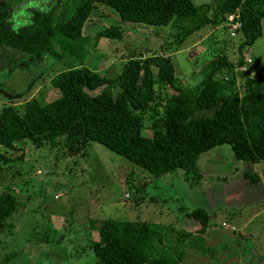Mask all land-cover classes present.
Masks as SVG:
<instances>
[{
    "label": "rangeland",
    "instance_id": "obj_1",
    "mask_svg": "<svg viewBox=\"0 0 264 264\" xmlns=\"http://www.w3.org/2000/svg\"><path fill=\"white\" fill-rule=\"evenodd\" d=\"M71 1H15L10 25L26 23L34 9L68 10L65 3L71 5ZM201 20L186 21L193 29L184 35L177 33L172 22L121 21L117 11L98 3L83 26L84 43L76 48L82 56L62 50L57 42L54 52L47 50L39 58L3 45L0 110L12 104L22 112L29 98L40 103L55 98L59 91L51 78L72 65L85 64L114 76L127 58L151 52L170 54L178 85H195L210 70L213 59L225 55L237 61L240 55L239 32L231 35L224 22L212 25ZM261 23V35L244 51L243 66L233 74L225 69L217 72L219 77L233 75L239 92L248 74L264 76V19ZM112 24L121 28L119 38H97L98 30ZM150 124L147 116L144 133H151ZM0 151L8 156L24 153L22 159L2 163L0 169V192L11 190L17 198L14 212L0 229V264H93L96 257L89 243L98 233L90 222L107 217L153 221L172 242L178 229L191 228L181 264H264V161L250 164L236 159L228 144L200 155L199 175L176 169L156 176L94 140L79 154L61 146L39 148L30 142H25L22 151L1 145ZM241 170L255 171L258 180L247 178V184L239 183ZM233 188L237 196H229ZM196 206L211 214L204 233L189 225L183 213Z\"/></svg>",
    "mask_w": 264,
    "mask_h": 264
},
{
    "label": "trees",
    "instance_id": "obj_2",
    "mask_svg": "<svg viewBox=\"0 0 264 264\" xmlns=\"http://www.w3.org/2000/svg\"><path fill=\"white\" fill-rule=\"evenodd\" d=\"M15 1L0 0V47L6 45L31 57L54 52L56 42L62 50L82 56L76 48L84 43L83 26L98 3L117 11L121 21L172 22L177 33L184 35L193 29L186 21L226 25L227 16L234 14L241 22L240 55L237 61L218 56L197 84L186 87L176 83L169 53L131 56L114 76L85 64L72 65L51 78L59 91L55 98L46 103L29 98L22 112L12 104L1 108L0 145L5 149L22 151L25 142H30L39 148L61 146L70 154H79L94 140L156 176L176 169L199 175L200 155L223 144L230 146L236 159L250 164L264 161V76L248 74L243 92L238 91L233 75L217 76L223 69L233 74L243 66L246 47L262 33L264 0L201 4L192 0H72L71 5L65 3L70 9L58 13L34 9L26 23L14 28L9 19ZM96 36L119 38L121 28L112 24ZM147 116L150 134L143 132ZM23 156V152L8 156L0 151V169L2 163ZM243 176L258 180L255 171H244ZM16 205L11 190L0 192V229ZM183 213L198 233L206 231L211 216L207 209L196 206ZM90 228L98 233L89 243L96 257L93 264H181L186 256L185 239L193 233L191 228L178 229L172 242L153 221L111 217L91 220Z\"/></svg>",
    "mask_w": 264,
    "mask_h": 264
},
{
    "label": "built area",
    "instance_id": "obj_3",
    "mask_svg": "<svg viewBox=\"0 0 264 264\" xmlns=\"http://www.w3.org/2000/svg\"><path fill=\"white\" fill-rule=\"evenodd\" d=\"M226 20H227L226 24L228 26L230 34L231 35L237 34V32H238V30H239V28L241 26V22L235 18L234 14H229L227 16ZM231 229H234V227L232 226Z\"/></svg>",
    "mask_w": 264,
    "mask_h": 264
},
{
    "label": "crops",
    "instance_id": "obj_4",
    "mask_svg": "<svg viewBox=\"0 0 264 264\" xmlns=\"http://www.w3.org/2000/svg\"><path fill=\"white\" fill-rule=\"evenodd\" d=\"M228 149V148H227ZM229 150V149H228ZM207 152V151H206ZM261 162V161H260ZM245 166H249V167H251L252 168V165H250V164H245ZM199 173L200 174H202V172L199 170ZM241 175V177H240V175ZM239 183H241V184H247L248 183V180H247V178L246 177H244L243 176V171L241 170L240 172H239ZM231 192H230V195L229 196H237V191L235 190V188H233L232 190H230ZM236 193V194H235ZM211 195V194H210ZM189 223H190V221H189ZM245 224H247V221H245V222H243V225H245Z\"/></svg>",
    "mask_w": 264,
    "mask_h": 264
}]
</instances>
